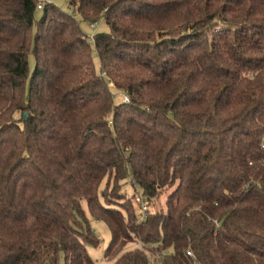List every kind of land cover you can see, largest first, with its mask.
<instances>
[{
  "label": "trees",
  "instance_id": "obj_1",
  "mask_svg": "<svg viewBox=\"0 0 264 264\" xmlns=\"http://www.w3.org/2000/svg\"><path fill=\"white\" fill-rule=\"evenodd\" d=\"M37 3L0 0V264H94L90 218L109 264H264V0Z\"/></svg>",
  "mask_w": 264,
  "mask_h": 264
},
{
  "label": "rangeland",
  "instance_id": "obj_2",
  "mask_svg": "<svg viewBox=\"0 0 264 264\" xmlns=\"http://www.w3.org/2000/svg\"><path fill=\"white\" fill-rule=\"evenodd\" d=\"M37 2H42V4L53 3L65 11H68L70 13L74 12L73 8L68 3V0H37ZM40 15H41V9H36L35 18L40 17ZM77 17H78V15H77ZM79 24H80L82 31L88 36L90 42H92L91 41L92 36L95 33L107 31V27L105 26V24L102 21H97L96 23H91L88 21L80 20ZM93 24H95V25L93 26ZM94 55H95V62H96L98 75H100L99 77H102L105 80V83H104L105 88L103 91H101L102 96H104V95L110 96L113 98L114 102H123V98L125 96L124 93L121 90L115 88L113 83L109 80V78L107 76H105L103 71L100 70L98 57H97L96 53H94ZM32 65H33V59H32V56L30 55L29 56V66L32 67ZM102 187H103V184H102L101 188ZM122 191L127 193V195H132L133 198L135 196V201H136L135 202L136 203L135 204V210L137 211V213H138V210L141 206L140 205L141 202L146 204V206H147V201H145L143 199L141 192L136 188V186L132 183V181L130 179H127L125 182H123ZM162 200H163V197H158L156 199L155 203L152 202V204H154L152 208L154 209L156 207H159V205H161L160 202ZM147 208H148V206H147ZM90 220H91L90 222H91L93 229L95 230V232L100 237V244L97 247H92V246L88 245L87 250H88L90 256L92 257V259L94 260V264H109L107 261H105V259L103 257V252H104V249L106 248V246L109 242L110 231H109L105 222H103L101 220H93L92 218H90ZM140 246H141L140 243L133 242V243H129L126 246V249H130L133 247H140Z\"/></svg>",
  "mask_w": 264,
  "mask_h": 264
},
{
  "label": "built area",
  "instance_id": "obj_3",
  "mask_svg": "<svg viewBox=\"0 0 264 264\" xmlns=\"http://www.w3.org/2000/svg\"><path fill=\"white\" fill-rule=\"evenodd\" d=\"M42 2H38L37 3V8L38 9H40L41 7H42ZM93 25H95V24H93ZM128 99L124 96V98H123V102L124 101H127ZM141 206H140V208H139V210H138V214H139V216L140 217H142V216H144V214H145V212H146V210H147V206H146V204H144V203H142L141 202V204H140ZM187 254L189 255V256H192V253H191V251H187Z\"/></svg>",
  "mask_w": 264,
  "mask_h": 264
}]
</instances>
